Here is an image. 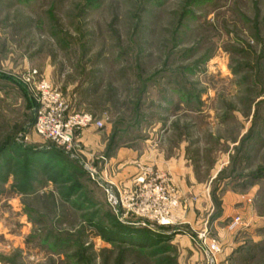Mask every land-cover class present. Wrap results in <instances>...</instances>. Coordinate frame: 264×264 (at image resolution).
I'll list each match as a JSON object with an SVG mask.
<instances>
[{
  "label": "rangeland",
  "instance_id": "374dc122",
  "mask_svg": "<svg viewBox=\"0 0 264 264\" xmlns=\"http://www.w3.org/2000/svg\"><path fill=\"white\" fill-rule=\"evenodd\" d=\"M32 69L102 127L67 150L34 134ZM144 171L171 223L107 202ZM200 238L264 264V0H0V264H207Z\"/></svg>",
  "mask_w": 264,
  "mask_h": 264
},
{
  "label": "built area",
  "instance_id": "2783aa9c",
  "mask_svg": "<svg viewBox=\"0 0 264 264\" xmlns=\"http://www.w3.org/2000/svg\"><path fill=\"white\" fill-rule=\"evenodd\" d=\"M21 77V82L34 103L31 130L38 137L67 150L79 130L91 126L102 127V121L92 114L71 110L59 90L48 80L39 77L36 70H27ZM87 169L88 174L94 177V170ZM145 173L150 174L149 171H144L142 176L136 178L135 186L129 188H120L114 183L103 181L107 202L117 217H143L148 222L160 225L171 223V211L177 207L175 197L168 195L166 188L152 181ZM199 247L207 264H218L221 248L215 240L200 238Z\"/></svg>",
  "mask_w": 264,
  "mask_h": 264
},
{
  "label": "crops",
  "instance_id": "0c3cea01",
  "mask_svg": "<svg viewBox=\"0 0 264 264\" xmlns=\"http://www.w3.org/2000/svg\"><path fill=\"white\" fill-rule=\"evenodd\" d=\"M110 158V157H109ZM107 166L112 165L115 169H113L112 171L114 172L113 174L115 177H113L116 182H118L120 185H126L127 183H129V181H127V178L131 175H133L134 173V167H132V164H106ZM158 168L163 169L164 171H166L168 173V171L172 174V176H174L175 181L178 182L180 184V190H182V187L184 186V182H183V173H178L177 172V168L174 167L176 165L174 164H157ZM108 170V169H107ZM104 171V172H103ZM130 171V172H129ZM101 172L106 173L105 170H101ZM136 172V171H135ZM188 175V174H187ZM186 176V175H185ZM188 177V176H186ZM185 187V186H184ZM183 191V190H182ZM180 191V192H182ZM230 246V245H229ZM229 248V247H228ZM227 248V249H228Z\"/></svg>",
  "mask_w": 264,
  "mask_h": 264
},
{
  "label": "trees",
  "instance_id": "16d2710c",
  "mask_svg": "<svg viewBox=\"0 0 264 264\" xmlns=\"http://www.w3.org/2000/svg\"><path fill=\"white\" fill-rule=\"evenodd\" d=\"M123 225L122 224H120L118 221H114L113 222V228H114V230H116V229H123ZM125 228V227H124ZM129 230V232H132V234L133 233H137L136 231H139L140 233H143V234H146V233H148L147 231L148 230H144V229H141V230H134V229H131V228H129L128 229ZM150 231V230H149ZM152 231V230H151Z\"/></svg>",
  "mask_w": 264,
  "mask_h": 264
}]
</instances>
